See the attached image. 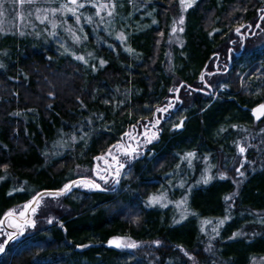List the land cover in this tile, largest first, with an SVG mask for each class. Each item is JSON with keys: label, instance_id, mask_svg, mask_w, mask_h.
I'll return each instance as SVG.
<instances>
[{"label": "trees", "instance_id": "16d2710c", "mask_svg": "<svg viewBox=\"0 0 264 264\" xmlns=\"http://www.w3.org/2000/svg\"><path fill=\"white\" fill-rule=\"evenodd\" d=\"M38 1L49 9L55 0ZM60 1L54 5L67 2ZM152 1L158 28L130 39L138 60L133 64L108 60L93 75L40 40L20 37L15 28L4 26L0 31V63L4 65L0 68V219L10 210H23L36 192L59 190L78 179L73 173L79 170L99 169L103 174L104 160L94 158L117 142L128 145L132 140L124 133H132L133 126L138 134L145 125L162 130L137 159L126 163L116 187L78 190L74 198L67 197L69 192L55 197L50 208L35 218L42 224L51 216L52 223L10 242L0 264H249L254 257H264V126L255 125L258 129L253 132L248 123L249 110L263 102L264 94L257 90L255 95H240L246 84H240L237 76L244 73L246 77L260 59L257 52L250 53L243 66V57L234 59L240 69L233 79L230 70L209 73L214 60L226 63L227 51L238 49L230 43L231 29L227 41L220 29L229 25L231 16H240L261 1L196 0L186 14L185 44L175 54L172 70H164L167 51L162 45L175 4ZM258 55L264 58V48ZM194 87L206 91L199 94ZM105 88L126 89L130 96L121 97L125 104L119 107L115 101H104ZM177 90L181 105L190 106L182 129L169 133V117L163 118L168 111L156 109L167 106L173 100L168 99L171 91L174 95ZM214 90H218L216 98ZM156 119L160 123L152 128L149 122ZM99 122L104 128L96 131ZM77 134L84 139L54 155L55 144L61 143L59 150H63L62 142L69 143L70 136ZM240 134L239 145L245 153L229 154L227 137L231 143ZM143 140L141 135V144ZM189 152L196 154L191 164L187 160L176 166ZM213 158L215 169L222 173L214 169L208 184H195L203 164ZM237 168L244 172L241 181ZM186 169L191 173L187 180ZM221 174L226 178L221 179ZM167 176H171L168 189ZM231 178L240 182L236 185ZM108 180L110 185L109 176ZM182 181L185 187L176 188ZM173 193H178L177 202L187 197L183 219L178 211L170 214ZM154 195H163L166 202L148 206ZM234 233L240 235L230 238ZM114 237H126L138 247L133 252L111 247L108 241Z\"/></svg>", "mask_w": 264, "mask_h": 264}, {"label": "rangeland", "instance_id": "374dc122", "mask_svg": "<svg viewBox=\"0 0 264 264\" xmlns=\"http://www.w3.org/2000/svg\"><path fill=\"white\" fill-rule=\"evenodd\" d=\"M56 1L58 2V0H55L54 2ZM260 1L261 2H259L258 5L256 4V5L248 6L247 8H245L240 16L239 15L231 16L230 17L231 20H228L227 22V24L229 25H227L225 28L223 27V29H220L223 40L227 41L228 35L230 34L228 30L231 29V33L234 38L236 34V33L234 34V32L237 31V29H239V26L245 25L244 22H246L249 36L245 38V40L243 41L241 45L239 44V40L236 41V45L238 46V49L236 51H239L240 54H244L243 59L248 57L250 53L257 52V56L260 59V61H258V64L255 65L257 66L256 69L253 70L254 69L253 67L252 72H248L246 77H244V73L237 75L239 83L246 84L245 85L246 87L243 88L240 95L243 92L248 93V94L253 93L255 95L258 93L257 90H259V92L264 94V58L260 56L262 54L258 55V53L261 52V50L264 48V13L260 11L261 9H264V0H260ZM54 2L50 4V8L57 6V5H54ZM81 2L85 3V7L79 9L78 10L79 12H77V15L81 17L79 23H76L75 17H73L70 13L68 14V16H62V15H59V12H57L55 16H53L50 12L45 13L43 11H41L39 15L41 17L47 15L48 19L45 20L43 23H41L40 20L36 18L37 16L36 8H40V9H47V8H45V5L38 0L34 5L25 4L22 9L18 7L17 10L19 12H22L25 17L24 19H20L17 15L18 11L15 10L11 4L6 3L5 5L6 12L4 16L0 17V31L3 30L4 26H7L8 28H15L16 29L15 31L18 32V35L20 37L35 38L37 40H40L46 45H49L55 52L60 54L62 57H69V58H72V60L75 62H80V66L84 70V72L90 75L95 74L97 70H99V68H102L105 65L104 64L103 66H101L100 64L101 59L104 60L105 62L108 60H115V62L119 61V63L120 62L125 63L124 61L126 60L130 64L131 63L133 64L135 61H137L138 60L137 56H139V54L137 55L135 54L133 50L134 47L131 44L130 39L131 37H134L136 34H139L140 32H143L145 30L158 28V18L155 13L156 9H155L154 2L152 0H114V3L116 4V8L114 11V15L111 17L107 15V10L102 11L100 13V16H97L95 14L96 9L91 6L92 3L94 2L104 3V2H107V0H99V1L98 0H81ZM172 2H174L175 6H174V10H172L171 15L168 17L166 27L164 30L165 38H164L163 45H162L164 52L167 51L165 52L164 70H166L165 68H167V70L174 69V64H175L173 62L175 59L174 56L175 54H177V52H179L180 49L183 48L185 44L184 32L186 29V26H185L186 14L188 10L192 8L191 7L187 11L182 12L180 0H172ZM59 3H61L60 0H59ZM59 3L57 7H59ZM29 12H31L32 14L28 15ZM181 15H183L184 17L183 25H180L178 23L174 24L173 23L174 20L178 21ZM65 17L68 19H66ZM89 17L91 18V22H89V19H88ZM101 17H103V22H101ZM248 17H250V19H247V21L245 20L240 21L241 19L248 18ZM51 21H55L58 27L53 29ZM153 21H155V23H153ZM173 27H176L177 29L176 32L172 31ZM69 28H71V31L68 30ZM180 28H183V31H180L179 30ZM53 32H55V35L52 34ZM73 33H75V36L73 35ZM119 33H123L126 39L123 41L118 39L117 36ZM76 37H79V40H77ZM233 38L231 39L233 40ZM126 49H131V51H128ZM233 50H234V47H233ZM229 52L232 53L230 60H228ZM233 53L234 52L231 50L227 51V56H226L227 62L224 63V67H221L220 71H211L209 73L212 74V72H215L221 75L223 72L230 70L229 73H231L230 76L233 79L237 71L240 69L239 65L238 64L235 65L234 63ZM76 56H83L84 60H77L75 58ZM244 61L245 63L241 64L242 66L246 64L247 59H245ZM205 76H203L202 81H205ZM209 79L210 78H208L207 80ZM218 82L219 83L223 82V79ZM220 87L222 88L223 86H219V88ZM184 89L186 88L184 87ZM203 89L204 88H200L197 90L194 87L193 91L194 92L195 90H197V92L200 91L199 94H201L203 91H206ZM174 90L175 88L173 89V91ZM173 91H171V94L168 99L173 98L172 102H174V104L172 105L171 108H169L168 113H166V115L168 116L163 117L164 119L169 117L168 122L166 123V125H169L168 126L169 128L167 127V131L169 133L171 131L174 132V131H179L182 129L183 126L176 127V125H178L181 120L183 121V125H184V122L186 120L184 113L187 110L186 108L190 106L189 104H187V107L185 106L183 107V105H181L182 102L180 98L178 97V90L174 92V95H172ZM217 91L218 90H214V93H213L214 98H216L218 95ZM104 92H106V95H107L104 101L105 102H107L106 100L115 101V103L117 102L116 106H119V107L125 104V102H123L121 97L126 98L130 96V93L126 89H122V90L113 89V91H109L108 88H105ZM111 92H115L116 96L113 95V93ZM208 93L212 94L211 91H209ZM203 96H208V95L204 94ZM166 104L168 105V103ZM260 104H264V100ZM147 108L148 109L146 110H150L149 107ZM250 117H251L250 118L251 120H249L248 123L251 126V129L253 130V132L257 131L258 129L257 128L258 126H255V125H258L259 123H263L262 126H264V116H261L260 119H256L255 116H250ZM100 122L96 126L97 127L96 131H98V129L101 126ZM102 128H104V126L103 127L101 126V129ZM136 129L135 127H132L131 134H133L136 140H140L142 133L140 132V134H138L136 132ZM150 130L155 131L154 129H151V128ZM161 131H158V132L161 133ZM247 134H248L247 136H249L250 130ZM73 136L76 137L75 140L72 139ZM81 136L82 135H78V134L71 135L70 136L71 140L69 143H68V140L63 141L62 142L63 150L61 149L59 150L61 143L55 144L54 145L55 148L52 146V148L55 149V150H52L54 155L58 156L63 151H65V149H68L69 147L71 148L74 147L75 144H78L77 141L78 139H80ZM241 136L242 135L240 134L239 138H237V140L235 141H233L232 139L231 143H230L229 137H227V140L229 141V143H227V147L229 148V151H228L229 154H231L232 152L234 153L238 152L239 147H240L239 141L242 139ZM81 140L82 139H80V141ZM130 143L135 144V141H131ZM80 144L84 145L85 142H82ZM146 145L147 144H141L140 150L144 148ZM46 155H50V154H46ZM120 159L122 161L127 160V158L123 156H121ZM109 161H110V158H109ZM182 161L185 162L187 160H185L184 158H179V161L176 163V166H179V164L182 163ZM218 161H219V154H218ZM206 168H210V174L212 175L211 172L212 170L215 169L214 158L212 159V161H209V162L207 161L203 164V168L200 169L201 173L197 177L195 184L198 181H200L201 176L204 173ZM123 170L121 171L120 177L125 175V172ZM215 170L217 171L218 174L222 173V170H220L218 167ZM73 175L78 179H82V178L92 179L96 183L100 184L101 188L105 190H108V189L111 190L112 188L110 187L114 188V183H113L114 181H113L112 175H109L110 180H112L111 184L110 185L105 184L103 181H101L98 178V176L96 175L95 169H93L92 172H89L88 169H82V170H79L78 172L73 173ZM190 175H191L190 170L186 169L184 179L187 180L188 178H190ZM170 177L167 176L169 180L167 181L165 180V184L167 182V189L169 188V186H171ZM237 177L241 178L240 181L243 180L244 178V176H240L239 174L237 175ZM240 181H236V182L234 181V183L237 185V183H239ZM198 184H203V183L202 182L197 183V185ZM182 187H185L183 181L176 185V188L178 189ZM87 189L89 188H86L83 186H79V187L74 186L72 190L69 192L70 195H68L67 197L74 198L80 194L78 193V190H87ZM29 193L34 194L35 191L33 189H29ZM176 195L178 196V193L176 194L173 193L172 199H174L173 202H175V204H172L174 207L171 208L172 210H170V214H174L175 216L176 212L178 211L180 213L179 216L181 219L182 216L184 217L187 214V211L183 207L184 203L182 205L181 203L175 200L177 198ZM54 198L55 197H52L49 195L44 196L41 199L40 207L37 209L35 215L32 216V219L35 220L37 215H40V216L43 215V213L47 210V208L51 206V203L54 201ZM165 202L166 200H162L161 203H165ZM21 211L25 212L26 210L23 209L17 212H14V211L13 212L18 218H21L19 215ZM46 216H48V214H46ZM48 218L51 220L53 219L51 216L46 217V219ZM44 221L45 219L42 220L43 223L41 224L36 220V227L26 229L23 236L25 234H29L34 229L42 227L43 224L45 225V223H49L48 221L47 222H44ZM5 237L6 236H4V233H0V242L3 241L2 239H6ZM120 238H123L126 241L134 242L126 237H120ZM111 247H114V246H111ZM117 249L125 250L127 252H133L135 248H117ZM249 264H264V257H254L250 260Z\"/></svg>", "mask_w": 264, "mask_h": 264}, {"label": "snow or ice", "instance_id": "6c2138e0", "mask_svg": "<svg viewBox=\"0 0 264 264\" xmlns=\"http://www.w3.org/2000/svg\"><path fill=\"white\" fill-rule=\"evenodd\" d=\"M36 2H37V0H0V17L4 16V14L6 12V8L4 6L5 3L11 4L13 6V8L19 7L22 9L25 4L34 5ZM195 2H196V0H180L182 12L187 11L189 8L193 7ZM91 6L96 9L95 14L97 16H100V13L102 11L107 10V15L109 17L114 15V11L116 8V4L114 3V0H107V2H104V3L94 2V3H92ZM84 7H85V3L81 2V0H67L66 3L60 4L58 8H49V9L36 8V13H37L36 18L38 20H40L41 23H43L45 20L48 19L47 15H45L43 17H41L39 15V13L41 11H43L45 13L50 12L53 16H55V14L57 12H60L62 15L70 13L73 17H75L76 23H79L81 17L79 15H77V12L79 9L84 8ZM260 11L262 13H264V9H261ZM31 14H32L31 12L28 13V15H31ZM17 15L20 19L25 18L22 12H18ZM88 19H89V22H91V18L89 17ZM101 22H103V17H101ZM153 23H155V21H153ZM173 23L174 24L178 23L180 25H183V23H184L183 15H181L179 17L178 21L174 20ZM51 24H52L53 29L58 27V25L55 23V21H51ZM68 30L71 31V28H69ZM179 30L183 31V28H180ZM172 31L176 32L177 31L176 27H173ZM237 32H239V29H237ZM52 34L55 35V32H53ZM73 35L75 36V33H73ZM117 38L122 40V41L126 39V37L124 36L123 33H119ZM76 39L79 40V37H76ZM126 50L131 51V49H126ZM89 55H91V54H89ZM75 58L77 60H84L83 56H76ZM105 63L106 62L104 60H102V59L100 60L101 66H103ZM3 67H4V65L2 63H0V68H3ZM201 80H203V76H201ZM171 107H172V105L168 104L167 106H165L163 108H157L156 112H166ZM252 111H253V115L256 117V119H260L261 116H264V104H260L258 107L254 108ZM149 123L152 124V128H156V126L160 123V121H159V119H156L154 122L150 121ZM182 126H183V121L181 120L180 123L178 125H176V127H182ZM133 127H135V126H133ZM141 135H143V137H144L143 144L152 143L153 140L159 138V132L158 131H151L147 125H145V131ZM124 136L128 137L129 140L135 141V144L130 143L128 145H124L121 142H117L115 145L111 146L105 154H103L102 156L94 158L96 160H104V162H105L106 167L103 171V174H101L99 169L96 170V175L98 176V178L100 180L104 181L105 184L109 183L108 176L112 175L114 185H118L119 184V177L121 175V171L126 167V163H131L132 160L137 159L139 157V155L141 154V152H140L141 141L136 140V138L131 133H124ZM72 139L75 140L76 137L73 136ZM80 139H84V137L81 136ZM121 140H123V137L121 138ZM239 151L241 154H243V153H245L246 149L241 146V147H239ZM195 155H196L195 153L189 152V153H186L183 158L185 160H188L189 164H191V159L194 158ZM121 156L126 157L127 161H122L120 159ZM109 158H110V161H109ZM242 167H243V165H241V168ZM4 169L7 170V165H4ZM236 172L240 176H244V172H242L240 170V168H237ZM220 178L224 179L226 177L223 174H221ZM212 179H213V176L210 174V168H206L204 173L201 176L200 181H198L197 183L202 182L203 184H208ZM74 186L75 187L83 186V187H86L89 189H98L101 191L105 190V189H102L101 185L96 183L94 180L82 178L80 180L71 181L70 183L65 184L63 186V188L59 189L58 191L49 192L48 195L52 196V197H58V196L63 195L67 192H70ZM181 186H183V185H181ZM42 198H43V194L37 193V195L34 196L32 198V200H30L28 203H26L24 205V209L30 210L31 213L33 215H35L37 209L40 207ZM231 198L232 197H225L226 200H230ZM163 199H164L163 195H154V196L149 198L148 206H154L155 204H160ZM186 201H187V197H184V199L179 203L183 204V203H186ZM161 206H167V205L161 204ZM19 215L21 217V220L19 222H17L15 220V218H14L15 213L11 210L4 214L3 219H0V232H4L3 225H5L6 223H7L8 227L15 230L14 232L5 233L6 240L0 242V252H4L5 251V245L10 241L15 240L18 235H23L26 229L36 227V221L34 219L28 218L24 211H21L19 213ZM183 218L184 217L182 216L181 219H183ZM48 222L52 223V220L50 219ZM175 223H180V221H175ZM220 223L222 224L223 221H221ZM238 235H240V233H234L233 237H231V238H235ZM155 243L157 245H159V241H156ZM108 244L110 246H114L116 248H136V247H138V245L136 243L126 241L120 237H114V238L110 239L108 241ZM83 247H88V246L83 245ZM181 251H183L182 248H181ZM184 254L186 256L188 255L187 252H185ZM189 259H193V257H189Z\"/></svg>", "mask_w": 264, "mask_h": 264}, {"label": "flooded vegetation", "instance_id": "af4514ba", "mask_svg": "<svg viewBox=\"0 0 264 264\" xmlns=\"http://www.w3.org/2000/svg\"><path fill=\"white\" fill-rule=\"evenodd\" d=\"M244 24L245 25L239 26V32H237V31L234 32V34L235 33L236 34H235V37L233 38L232 42L235 45H236V41H238V40H239V44L241 45L243 43V41L245 40V38L249 36L248 35V29H247V23L244 22ZM233 52H234L233 53V58L234 59H238V58H241V57L244 56V54H240L239 51L233 50ZM228 56H229L228 57V60H230V58L232 56V53L229 52ZM221 67H224V63L222 61L221 62L220 61L218 62L217 60H214L213 65H212V69H213L212 71H220L221 70ZM171 99H173V98H171ZM170 103H171V105L174 104V102H172L171 100H170ZM159 113H163V112H159ZM249 115L251 116L250 111H249ZM119 179H120V177H119ZM6 226H7V229H5L4 233L12 232L10 230H14V229L8 227L7 223H6ZM4 236H5V234H4Z\"/></svg>", "mask_w": 264, "mask_h": 264}, {"label": "water", "instance_id": "95a60500", "mask_svg": "<svg viewBox=\"0 0 264 264\" xmlns=\"http://www.w3.org/2000/svg\"><path fill=\"white\" fill-rule=\"evenodd\" d=\"M256 107H258V106H255V107H253V108L251 109L250 112H251L252 115H253V111H252V110H253L254 108H256ZM55 191H58V190H42V191H38L37 193H41V194H43V196H46V195H48L49 192H55ZM37 193H36L34 196H36ZM34 196H33V197H34ZM33 197H32V198H33ZM32 198H31V200H32ZM30 214H31V211H30V210H26V216H27L28 218H30ZM3 218H4V216H3ZM3 218H2V219H3ZM14 218H15V220H17V222H19V221L21 220V219H18V218H16V217H14ZM3 226L5 227V225H3ZM7 244H8V243H7ZM7 244H6V245H7ZM6 245H5V247H6ZM2 253H3V252H0V255H1Z\"/></svg>", "mask_w": 264, "mask_h": 264}]
</instances>
